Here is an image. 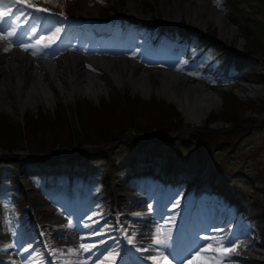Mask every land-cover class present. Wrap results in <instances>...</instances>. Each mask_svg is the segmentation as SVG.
I'll use <instances>...</instances> for the list:
<instances>
[{"label": "rangeland", "instance_id": "1", "mask_svg": "<svg viewBox=\"0 0 264 264\" xmlns=\"http://www.w3.org/2000/svg\"><path fill=\"white\" fill-rule=\"evenodd\" d=\"M36 1H42L46 6H40V10H29L22 8L15 0H2L0 13H3L5 19L10 17L17 24L15 33L21 34L20 37L9 39L7 44H13L14 41V44L48 57L74 50L82 54L88 67L99 71L101 68L93 61L97 54L92 47L95 50L107 49L108 51L105 52L112 50L123 56L127 64L133 66L134 71L136 69V71L149 72L155 87L161 86L162 78L166 73L170 75L171 71L180 70L193 79V82H203L207 88L217 91L221 101L216 110L213 109L201 124L196 125L183 119L181 129L165 138L156 134L147 136L144 129L152 127L151 119L148 115L136 113L131 120L132 126L127 129V133L134 137L133 144L122 141L129 139L126 134V137L119 141L103 145L104 148L113 150L114 169L117 172L118 182L112 179L104 181L101 177L107 169L106 158L95 159L88 156L93 146L83 141L82 136L87 135L94 127L87 128L84 124L78 126L74 106L83 101L98 104L103 100L129 95L145 101H165L178 108L167 98L156 94L148 97L135 91L130 82L118 85L111 79L99 99L85 95H76L71 100L58 97L51 106L38 103L26 110L21 118L0 112V118L6 117L10 123L17 126L22 124L23 119L30 113L43 112L48 115L61 106L67 109L74 127L71 130L74 141L71 140L70 145L68 144L71 151L67 154L66 149L62 148L63 154L53 156L51 158L53 168L41 167L38 162H32L37 156L28 153V146L22 138L19 139L18 160L23 166L14 161L0 162V264H71L74 255L77 254L73 249L78 237L82 239L76 241L81 254H90V244L82 237L84 230L90 225L87 220L89 213L96 209L103 212L95 220L97 231L104 230L107 226L116 230L118 222L113 216L112 209L115 207L111 208V204L119 193L122 195L118 197L120 198L118 202L121 207H125L124 205L128 204L129 192L140 186L150 187L153 191L160 190L155 196L158 200L163 199L157 206L161 214L168 210L167 204L172 200L169 197L177 198L184 191L189 192L188 198L191 203L195 202V206L189 208L190 220L187 224L195 222L193 224L196 225L192 228V238L183 242V245L175 251L177 262L184 261L200 246H209L213 242L214 236L210 231L217 228L201 223L205 204L220 202L221 206L237 219L238 225L230 237L232 241H236L240 234L251 231H256L262 238L264 236V112L261 109L264 108V83L261 80L264 74V60L257 56L243 60L234 54L229 43L232 47L242 50L245 45L244 35L249 33L260 39L264 47V0H207L211 7L222 12L226 18L236 24L240 42L224 37L214 21L206 26L195 25L186 14L188 10L186 1L189 0L178 2L182 10L181 18L169 23L162 17L163 11L158 0H136L144 12L150 11L151 19L158 18L156 24L150 23L151 19H148L147 23H140L125 17V12L120 8L122 0ZM169 1L171 4L175 3V0ZM190 1L193 5L204 7L207 5L203 0ZM27 2L26 0L25 3ZM87 7L95 9L100 18L93 17L89 20L81 16L82 13H87L89 10ZM170 24H176L172 31ZM168 29L169 32L166 33ZM97 30H102L106 34L98 36L95 33ZM83 33L87 38L91 37V40L84 41ZM207 33L213 34L215 38L206 36ZM94 39L100 41L99 45H95L92 41ZM122 40L130 42L131 45L116 51L121 46ZM104 46L107 48H103ZM4 72L8 74L9 68L3 69ZM250 80L263 87L257 95L246 96L242 92L248 89L246 86L247 82H251ZM54 91L59 95L57 88L54 87ZM9 95L8 90L5 89L0 94V102L6 101ZM226 96L236 97L243 105H235L232 99L228 98L230 100L229 103L227 102L226 112L229 118H222L221 112L225 109L223 102ZM236 107L239 109L236 110ZM177 110L182 114L181 110ZM211 115L216 116L217 119L207 124L205 121H208ZM242 115L245 117L242 118ZM248 117L255 121L240 122V118ZM236 125L240 127L234 128ZM206 127L215 129L203 131ZM233 128L235 131H232ZM92 132L96 137V130ZM197 132H213L199 143V150L196 148L197 139L189 137L190 134ZM40 133L39 135L35 133L33 144L30 145L34 148L44 145L48 149L50 142L53 141V135L43 134L41 131ZM38 137H41V140ZM166 138L171 141L166 142ZM77 139L82 141L80 151L75 150L76 145L81 142ZM5 152L0 148V159ZM168 161L170 173L165 172ZM70 167H73L72 170ZM149 168L153 169L152 172L148 171ZM165 173L174 175L179 180V184H171L168 179L173 176ZM39 174L41 175L36 177ZM47 181L53 182L58 187H70L73 191L72 195L57 194L52 188L46 192L44 183ZM31 183L34 184L33 189L30 190L31 195L26 196ZM219 187H224L223 191H219ZM12 190L20 191L22 194L15 195ZM133 192V195H138V191ZM20 200H24L22 204L27 207L25 212H21L22 208L18 206ZM52 204L57 205L58 208V212H55V222L49 228L55 237V243L45 248L39 238L41 235L38 234L39 230L45 228V226L41 227L45 216L35 211ZM251 204H254L257 210H252L250 213ZM142 206H146V202L141 203ZM148 207L152 208L150 204ZM209 208L214 210L213 206ZM109 215L112 217H108ZM154 221L158 229L154 228L152 233L157 232L158 235L153 234L152 238L164 245L172 244L167 233V228L170 227L164 228L162 219ZM172 225L170 224L171 227ZM120 231L130 232L125 227ZM58 240L61 243H58ZM104 255L107 256L105 250L100 253L101 257ZM225 259L226 255H221L220 264ZM126 260L130 261L129 258ZM126 260L122 259L117 263L123 264ZM160 264H170V262L162 260Z\"/></svg>", "mask_w": 264, "mask_h": 264}, {"label": "bare ground", "instance_id": "2", "mask_svg": "<svg viewBox=\"0 0 264 264\" xmlns=\"http://www.w3.org/2000/svg\"><path fill=\"white\" fill-rule=\"evenodd\" d=\"M27 1L33 5L29 7L30 10H35L36 6H46L42 1ZM189 1H186V8L188 9L186 14L195 25L202 24L206 26L209 22L214 21L224 37L240 42L236 24L226 18L222 12L211 7L209 1L203 0L207 3L206 7L193 5ZM178 2L180 0H175L174 4H171L169 0H158L166 21L181 18L182 10ZM120 8L126 15L133 17L141 15L147 17L150 12L149 10L144 12L136 0H122V2L120 1ZM87 13H82L81 16L92 20L97 11L89 8ZM88 40L90 39L84 38V41ZM5 41L4 37L0 36V94L7 89L10 95L6 101L0 102V112L20 116V118L26 110L38 103L46 106L53 105L58 97L71 100L76 95H85L89 98L99 99L101 94L106 91L107 83L111 79L113 83L118 85L130 82L135 91L148 97L156 94L167 98L178 107L177 109L182 111L186 122L196 125L201 124L206 116L218 107L221 101L217 91L207 88L203 82L199 81L196 84L193 79L180 70L171 71L170 75L166 73L162 78L161 86L155 87L154 82L150 79L149 72L136 71V69L134 71L133 66H129L123 56L112 50L109 54L95 55L93 61L97 62V66L101 68V71H99L88 67L84 58L74 51H69L54 58H44L23 47L2 46ZM95 45L97 46L99 43L96 41ZM130 45V42L122 40L121 46L116 51L126 49ZM103 48L107 47L104 46ZM92 49H94L95 54L105 52L102 48L95 50L92 47ZM5 67L9 68L8 74L3 73ZM183 75L185 77H182ZM250 81L247 82L246 87L248 89L242 91L244 95H257L263 90L260 84L254 80ZM53 86L58 89L59 95L55 93ZM121 195L118 193L115 201L111 204V208L115 207V209H112L113 216L120 222V228L125 226L127 230L135 233L132 238L134 242L129 247L125 246V241H122L121 244L120 237L117 236L114 242L109 243L110 236L116 233L111 226L95 233L98 228H95L94 222L103 212L93 211L89 213L87 219L90 222L91 229L85 231L86 240L90 242L92 256L84 261L81 255H76V261L72 264H116L117 251L111 258L99 256V252L112 246L117 247L116 249L120 251H122L120 247H124L129 254L131 252L133 257L144 264H160L164 259L170 261V264H179L175 260L174 250L191 237L193 234L192 228L196 225L193 224L195 222H191L190 225L187 224L190 220L188 218L189 207L195 204V202L191 203L189 200V192L184 191L179 197L171 200L170 212L154 213L150 217L136 212L139 203L134 199H128V204L121 207L118 202L120 199L118 197ZM140 197L143 198L144 196ZM211 206L214 210L209 208ZM55 207V205H52L50 208L48 205L46 208L36 209L35 213L47 216L45 220H51L54 217L52 211ZM203 209L204 218L201 223L209 225L211 228H217L212 232L210 231L214 236L213 242L209 246H200L196 252H193L180 264H220L221 255H226V259L221 264H264V236L261 238L256 231H251L240 234L236 241H232L230 237L232 231L238 225L237 219H234L230 212L221 206L220 202L205 204ZM108 217H112V215ZM155 219H162L164 228L166 226L170 227L167 228V233L170 241L173 242L172 244L164 245L152 239L153 234L154 236L158 235L157 232L152 233L154 228L158 229L154 225ZM169 220L173 223H170ZM170 224H173L172 227ZM41 234L40 240L45 248H49L55 243V237L51 234L48 226L42 229ZM57 242L61 243L60 240ZM76 251L79 252V249H75Z\"/></svg>", "mask_w": 264, "mask_h": 264}, {"label": "trees", "instance_id": "3", "mask_svg": "<svg viewBox=\"0 0 264 264\" xmlns=\"http://www.w3.org/2000/svg\"><path fill=\"white\" fill-rule=\"evenodd\" d=\"M157 19V17L153 18L152 22L155 23V20ZM205 35L215 38V36L211 33H207ZM244 38L245 45L243 46L242 50H238L229 44V47L232 48L234 54L243 60H247L249 58L252 59V57L255 56L264 60V47L261 44V40L249 33H246ZM261 82L264 83V74ZM228 98L232 99V102L235 105H243V103H240L234 96H229ZM228 98L227 96L224 97L223 104L225 109L221 112L222 118H229V115L226 112L228 107L227 104L230 100ZM238 109L239 108L236 107V110ZM261 110L264 112V108ZM136 113L143 114L144 116L148 115L149 119H151L152 127H146L144 129V132L147 136H155L156 134L161 137H167L168 134L174 133L178 129H181L183 125L184 118L182 114L179 113L177 108L173 104H169L161 100L145 101L139 97L121 95L110 100H103L98 104H94L89 101H83L82 103H77L74 106V114L77 119L78 126L84 124L87 128L94 127L96 130V137H94L92 132L95 130L92 129L87 135L84 134L85 136H82V140L85 141L89 146H93L92 151L88 156L92 158H106L107 170L104 173L105 179L109 176L112 169L114 168L115 159L113 157L112 149L108 150L107 148L100 147L99 145L110 144L121 140L123 136H126V134L130 135V133H127V129L132 126L131 120L134 115H136ZM241 117L243 118L245 116L242 115ZM216 119V116L211 115L208 118V121L205 122L208 124L215 121ZM241 120L249 122L255 121L249 117L244 119L240 118V122ZM238 125H236L234 128H239L240 126ZM234 128L232 131H235ZM72 129H74V127L71 124L67 109L61 106H58L53 113L48 115L43 112L33 114L30 113L23 119L22 124L17 126L10 123L6 117H1L0 142L2 144H0V148L7 151L1 160L4 162L15 161L20 164V161H18L16 158L19 155L15 151L20 150L19 139L22 138L28 146L29 153L33 155H44L36 158L34 161L40 162L42 165L44 162L52 164V160L48 157L49 155L57 154L59 152V148L61 147L71 150L69 145L71 140L74 141V139H72L74 138V135L71 132ZM45 130H48V132L46 133ZM40 131L43 134L53 135V141L50 142L51 144L48 149L44 145H40L38 148H34L32 145H30V143L33 144L35 133L39 135L41 134ZM211 134H213V132H197L190 134L189 137L197 139L196 148L199 150V143L203 141L204 137ZM40 138L41 137H38L39 140H41ZM182 139L184 140V138ZM77 140L78 142L81 141L80 139ZM123 141L127 144L134 143V140L132 139H125ZM165 141L167 142L171 140L166 138ZM80 144H82V141L76 145L75 150H81V148H79ZM151 169H149V171H151ZM166 169L169 173L168 165Z\"/></svg>", "mask_w": 264, "mask_h": 264}, {"label": "water", "instance_id": "4", "mask_svg": "<svg viewBox=\"0 0 264 264\" xmlns=\"http://www.w3.org/2000/svg\"><path fill=\"white\" fill-rule=\"evenodd\" d=\"M182 77H185L184 75L182 76ZM196 84H198V82H196ZM200 84V83H199ZM183 114V113H182ZM200 129V128H199ZM215 128H212V127H207V128H205V129H203L204 131H212V130H214Z\"/></svg>", "mask_w": 264, "mask_h": 264}, {"label": "snow or ice", "instance_id": "5", "mask_svg": "<svg viewBox=\"0 0 264 264\" xmlns=\"http://www.w3.org/2000/svg\"><path fill=\"white\" fill-rule=\"evenodd\" d=\"M0 2H2V0H0ZM3 15V13H0V16H2Z\"/></svg>", "mask_w": 264, "mask_h": 264}]
</instances>
